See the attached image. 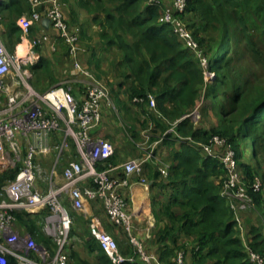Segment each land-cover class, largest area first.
I'll return each mask as SVG.
<instances>
[{
  "label": "trees",
  "instance_id": "trees-1",
  "mask_svg": "<svg viewBox=\"0 0 264 264\" xmlns=\"http://www.w3.org/2000/svg\"><path fill=\"white\" fill-rule=\"evenodd\" d=\"M79 2L94 15V22H98L104 52L114 55L115 68L125 79L133 78L129 97L141 111L137 120H143L149 114L154 126L163 133L168 126L158 113L170 119L180 117L192 106L197 88L203 82V70L199 67L197 56L179 41L169 24L158 23L159 8L148 4V0ZM31 12L30 1H0V23L6 28L5 44L12 53H15V46L22 42L23 30L17 21L23 13L30 16ZM185 17L186 21L190 20L192 26H188L193 29L194 37L209 58L210 70L217 75V89L211 86L208 96L212 99L211 104L217 105L218 100L213 94L219 91L218 103L225 127L210 131L193 129L187 118L175 127L179 136L175 132H168L163 137V143L171 148L169 176L162 177L157 168L152 175L154 181L151 191L156 186L163 189L169 185L174 193L167 202L161 200L159 195L152 196L156 218L154 235L159 244V248L153 250L161 260L168 261L167 256H174L179 249L185 248L188 253L186 246L178 248L182 235L194 236L196 243L191 246L190 253L195 264H253L244 251L243 240L229 203L221 196L219 186L214 181L223 165L217 158L203 156L195 143L183 139L191 136L195 141L207 142L213 134H222L234 144L239 166L247 180L253 181L258 174L252 164L242 160L244 154L237 141L252 138L254 155L264 152V88H258L254 83L260 75H264V0H188ZM34 26L29 29L30 37L36 35ZM40 48L37 46V51L40 52ZM248 56H253L257 66L253 68L252 76L238 77L230 67L233 58ZM27 67L37 78L35 85L39 84V80H47L51 88L58 82L52 60L44 55ZM149 94L155 96L158 112H152ZM136 97L143 101H134ZM154 154L158 157L156 151ZM115 155L109 159L112 164L116 162ZM151 162L146 163L148 177ZM13 176V171L1 173L0 187L7 178ZM255 199L256 206H262L264 191L256 193ZM15 215L17 222L28 229L37 243L53 246L52 240L41 232L37 224L35 218L40 217L39 214L35 218H28L32 215L16 211ZM72 216L71 237H77L81 227L84 231L89 228L75 212ZM161 220H166L165 228L160 227ZM106 228H110L112 234L117 232V227L113 225L108 224ZM253 233L249 245L264 254V233L260 228H253ZM168 240L171 250L165 254ZM165 241V245L160 246V242ZM83 244L95 264H113L91 231L86 233ZM130 247V254H133L134 249ZM8 262L17 264L13 257H9ZM139 263L137 260L123 264ZM68 264L92 263L82 258L71 246ZM168 264H172V261Z\"/></svg>",
  "mask_w": 264,
  "mask_h": 264
},
{
  "label": "built area",
  "instance_id": "built-area-1",
  "mask_svg": "<svg viewBox=\"0 0 264 264\" xmlns=\"http://www.w3.org/2000/svg\"><path fill=\"white\" fill-rule=\"evenodd\" d=\"M48 1L47 8L41 11L38 7L44 0H32L31 15L22 16L17 21L23 30L22 41H27L25 55L33 54L27 58L31 63H35L37 56L33 48L41 47L48 36H35L31 40L29 29L45 18L50 20L72 55L75 58L77 55L80 34L71 29L60 8V0ZM147 3L159 8L158 23L171 26L179 41L200 60L206 76H210L213 72L209 68V58L186 21L188 0H148ZM22 61L26 63L16 51L8 50L0 36V174L7 170L14 173L0 187V264H9V257L15 258L17 264H68L73 216L65 204L66 195L71 207L77 211L87 208L91 201H100L110 224L126 234L134 249L131 255L121 251L116 237L107 231L98 216L88 217L91 234L113 264L137 260L144 264H168L145 245V241L154 235L156 223L152 207L153 181L146 173V163L155 161L164 178L169 176L170 164L161 162L154 150L128 158L118 166L109 162L116 153L114 145L105 138L91 135L102 119L103 102H110L109 90L94 79L92 72L80 60H74L72 79H65L43 92L29 84L27 78L31 72L28 64L23 68ZM75 81L84 85L79 97L69 85ZM148 97L150 107H153L155 96L149 94ZM134 101L143 100L136 97ZM196 112L183 118L192 116L199 119L200 113ZM184 139L195 143L201 154L221 162L226 173L222 184L226 192L221 196L236 212L235 220L240 222L239 213L256 207L255 194L261 191L259 178L255 176L253 181L247 180L239 166L234 145L227 137L213 134L209 143V140L200 142L192 137ZM66 157L65 164L63 159ZM47 158H52L49 169L43 163ZM63 164V181L57 182L59 168ZM40 178L47 181V187L38 185ZM133 181L146 193L140 205L149 213L147 225L143 228L144 238L137 234L136 208L131 194L127 193ZM16 211L32 216L39 214L42 230L52 240L53 246L37 243L32 235L24 232L25 227L18 228ZM240 229L244 251L250 262L264 264V254L252 249L241 225ZM186 252L185 248L177 250L172 264H185Z\"/></svg>",
  "mask_w": 264,
  "mask_h": 264
},
{
  "label": "crops",
  "instance_id": "crops-1",
  "mask_svg": "<svg viewBox=\"0 0 264 264\" xmlns=\"http://www.w3.org/2000/svg\"><path fill=\"white\" fill-rule=\"evenodd\" d=\"M0 1L5 2L9 0H0ZM27 1H30V3L32 4V0H27ZM48 4H49V1L44 0V2L38 7V9H40L41 11L45 10ZM60 4H61L60 8L66 17V20L70 23L71 29L75 32H78L81 37L79 43L76 45V50H77L76 58L81 61L82 65L86 69L92 72V74L94 75V79L96 81H98L100 84L105 86L107 89L109 88L111 89V90L109 89L110 90L109 94H111L114 97L113 102L115 101L114 99H116V102L122 107L126 106L125 105L126 102L127 104L128 102L129 104H131L132 102L130 100L129 93H130V90L133 84V78L130 77V78L125 79L120 74L119 70L115 68L113 64V62L115 61V57L111 54L104 52V45L102 44L101 38L99 36V30H100L99 24L98 22H94L93 20L94 15L90 13L84 6H82L79 0H60ZM26 14L27 13H23L22 16H26ZM34 29H35L36 36H42V35L48 36V39L41 46V50H42V55L50 58L51 60H53V63L56 64V66L54 67L56 69L54 73L55 77L57 79H60V77H62L66 73H68V78L71 77L70 76L71 70L73 68V63L76 58L72 55L70 48H68L67 45H66L67 47L64 46V43L60 40V38L57 35V31L51 26V24L46 26L44 25L43 22H41L40 24L35 23ZM0 36L3 38H6L7 36L6 28L4 27L2 23H0ZM22 43L23 41L19 43L18 46ZM16 48L17 49L15 51L19 53L18 47ZM41 50L40 52H37V56H35L34 62H36L37 59H39ZM102 56H104V58ZM116 62H118L117 59H116ZM68 78H65V79H68ZM65 79L61 81H64ZM61 81L59 80L57 83ZM73 85H74L73 88L76 86L75 89L73 90L74 94L78 97L81 96L84 90L83 83L80 81H75ZM131 106H133V108L135 109H138L136 110V113L134 114V116L137 117L138 115H140L141 111L139 107L135 104L134 105L131 104ZM113 107L115 106L110 105L109 101L103 102L102 119L100 123L96 126V128L92 130L91 135L93 137H102L112 142V144L114 145L116 149V155H115L116 162L114 163V165L118 166L122 164L125 160H127L129 156H127L128 153H125V151L123 150L122 143L114 144V140L117 139L116 134H115V130L117 128V122L112 117L115 116L117 121L118 119H120L121 122L119 123L121 125L122 118L120 114H122V112L120 113V111H118L117 108L115 109ZM126 112H127L128 118L131 119V116L129 115L127 110ZM143 118L144 116L141 115V119ZM137 130L141 131L144 129H142L137 123ZM157 133L159 134L160 131H158ZM162 140L163 138H161L160 142H158L156 145L153 144L154 147L152 150L159 152L158 159H160L161 162L170 163V155H169L170 147L167 146L165 143H163ZM133 149L135 148L132 147V150L130 151H133ZM126 151H129V149ZM51 161H52V158L48 160V163H50ZM63 167H64V164L60 166L59 168V177L57 179V182L63 181V178H62ZM156 170H157V167L155 168V170H153V172L149 173V177L152 181H154V179L152 178V175L156 173ZM160 179L161 177H159V181ZM134 182L135 181H133L132 188L130 187L127 189V193L131 194L132 204L136 208L135 225L137 229V234L139 235L140 238H144L143 228L147 225L146 220H147V216L149 213L146 210H144V208L140 207V205H142L141 204L142 200H145L146 193H145L144 188L141 185L134 183ZM86 183H89V181H87ZM170 188L171 187L169 185H167L163 189H160L158 186H156L154 187L152 191V194H153L152 196L157 197V195H159V198L161 200L167 202L171 200L172 194L174 193L173 190ZM65 194H69V193L66 192ZM64 198H65L64 199L65 204L67 208L69 209V211L71 212V206H70V202H69L67 195ZM99 203L102 205L100 201H96V200L89 202L88 208H87V215H88L87 217L99 216L98 214L100 215L103 214L102 220H104L105 225L106 226L108 224L111 225L108 217L107 218L105 217L107 215H105L103 205L101 207L103 212L100 211L101 213H99L98 210H96L97 207L101 206ZM72 213L73 212H71V214ZM116 230L120 231V234H118V237H119L118 244L119 242L121 243V245L119 244V246L122 252L126 255H131L130 250L132 248L130 246L132 245H130V242L126 234L120 229L116 228ZM89 231L90 229H86L84 231L82 227L80 228L79 230L80 233L79 235H77V238L79 240L78 245L80 246H77V251L82 256V258L89 260L92 264H95V261L86 252L84 248V244H83V240L86 238V233ZM116 234L117 233H115V235ZM124 235L126 239H124L125 238ZM191 238L193 239V237L182 235L179 239L182 241L183 243L182 245L188 248V253L186 254V264H187V258L190 259L189 264H192L193 262L191 257L189 258L190 250H191L190 248L192 245H194L193 244L194 242L191 241ZM166 241L160 242V246L165 245ZM167 243L169 245L167 244L168 248H166L165 254H169L171 250L170 241L168 240ZM145 245L148 249H158L159 248V244L156 241L155 235H153L152 238L146 240ZM167 257H168V261L164 260V262L171 263L174 256L169 255ZM139 261H140L139 264H144L141 260Z\"/></svg>",
  "mask_w": 264,
  "mask_h": 264
},
{
  "label": "rangeland",
  "instance_id": "rangeland-1",
  "mask_svg": "<svg viewBox=\"0 0 264 264\" xmlns=\"http://www.w3.org/2000/svg\"><path fill=\"white\" fill-rule=\"evenodd\" d=\"M187 23L190 27L192 26L189 19H188ZM192 31H193V29H192ZM237 34L239 35V28L237 30ZM35 36H33V37L29 36V38L31 40H33ZM1 38L5 42V38H3V37H1ZM22 44H25V48H26L25 51L28 50L27 41L23 42ZM22 44H20L19 46L17 44L15 46V50L17 49L16 47H18V48L22 47L21 46ZM214 46L217 47L216 44H214ZM7 48H8V46H7ZM8 50H9V48H8ZM33 50L36 53L39 52V51H37L36 47L33 48ZM30 55H33V54L25 55V53H24L22 56L19 55L20 58L26 60V63H23V61L21 63L23 68H25L24 67L25 65L31 63L29 60H27V58ZM40 55H42V50H41ZM37 61H38V59H37ZM199 65H200L199 67H201V69L203 70L202 71L203 82H202V84H199V86L197 88L198 91H197V94L195 96V99H194L192 106L188 107L187 111L185 113H183L180 117L175 118V119H170L165 114L163 116L162 114L158 113V115L161 118H163V120L166 122V126H168L167 130L164 131L163 133H159V134L157 133L158 128L154 126L153 121H152L149 114L146 115L143 120L138 121L137 118L139 115L137 117L134 116V114L136 113V110H138V109H135V108H133V106H131V104L134 105L133 103L129 104V102H128V104H127V102H126L125 103L126 106L122 107L116 102V99H114L115 101L113 102L114 97L110 94V105H114L115 107H113V108H115V109L117 108V110L120 111V113L122 112V114H120V116L122 118V124L121 125L119 123V122H121L120 119H118V121H117L115 116L112 117L117 122V128L115 130V134H116L117 139L114 140V144L122 143L123 150L125 151V153H128L127 156H129V158L137 157V156H140L146 152H150L153 149L154 145H156L158 142H160L161 138H163L165 136L167 131H170L171 129L175 130V127L177 126V124L180 123L181 121H183L184 119H187V118H189V123L191 124L193 129L210 131L212 129H216V128L217 129H223L225 127L224 118L220 115L221 108H220V104L218 103L219 99H220V97H218L219 91H217L215 94H213V96L216 97V100H218L217 105L213 106V103L211 104L212 99H211V97L208 96V91H209L211 86L214 87L215 89H217V85H218V83L216 81L217 75L214 71H212L213 73L207 77L206 74L204 73V68H203L200 60H199ZM55 66H56V64L53 63V60H52V68L54 70V73L56 71V69L54 68ZM256 66H257V64H256L253 56H248V57H243V58L242 57L241 58L234 57L230 67L233 70L234 74L237 75L238 77H245V76L250 77V76H252L251 72H252L253 68ZM65 78H68V73H66L62 77H60V79H58V81L59 80L61 81ZM27 79H28L29 84L38 91L43 92L50 87L48 85L47 80H45V81L39 80V84L35 85L34 81H36L37 78H35L32 74H30V76ZM257 80L258 81H254V83L258 86V88H264V75L263 76L260 75V77ZM73 83L74 82H70L69 85H71L73 87L75 85V84L73 85ZM75 87H74V89H75ZM110 90H109V93H110ZM210 96H212V95H210ZM126 110L128 111L129 115L131 116V119L128 118ZM151 110H152V112H158L157 102H155V105L152 107ZM196 111H198L200 113L199 119H194L192 116H188L186 118H183L185 115L192 114ZM196 114H197V112H196ZM177 120H180V121L176 125H174V123ZM137 123L144 130H141V131L137 130ZM188 137H191V136H188ZM182 139H183V137H182ZM183 140H185V139H183ZM199 141L203 142L201 140H199ZM209 142H210V140L207 143H209ZM237 144H239V146L242 148L241 151L244 154V157L242 160L244 162L252 164L256 168L258 174L255 176H257L259 178V180L261 181L260 182L261 191H264V152L258 156L254 155L252 138L238 139ZM131 146L133 148H135V149H133V151H130V150H132ZM128 149H129V151H126ZM169 149H170L169 150V153H170L171 148H169ZM156 153L158 154L159 152L156 151ZM202 155L205 156L204 154H202ZM49 159L50 158H47L43 162L44 167L47 169H49L50 165H51L50 164L51 162L48 163ZM63 162L66 164L67 157L63 159ZM165 163H168V162H165ZM151 165H152V167L148 168L149 173L153 172V170H155V168L157 167V164L155 161H152ZM224 171H225V168L221 167L220 175L218 177L214 178L215 183L219 186L220 194H224L226 192L223 189V185H222L223 181H224L223 179L226 177V173ZM38 185L40 187H46V186H48V183H47V181H44L43 178H40L38 180ZM101 207H102V205L96 208V210H98L99 213L103 212ZM87 208L77 211L71 207V212H75L76 216H78V218H80V221L85 223V226L87 228H89V224H88V220H87V218H88L87 217L88 216L87 215ZM231 210H232V208H231ZM232 213H233V216L235 219L237 214L233 210H232ZM98 215H99L98 217L102 220L103 214L102 215L98 214ZM238 216H239L240 222L236 221V223H237L236 227L238 228L240 233H241L240 225L244 228V236H245L246 241L248 243L250 241V238L254 236L253 228H260L262 230V232L264 233V203L262 206H256L255 208L253 207V208L248 209L246 212H241V213H239ZM35 217H37V216H35ZM35 217L29 216L28 218H35ZM105 217L107 218V216H105ZM35 219H36V221L38 220L37 224L39 225L41 232H43V234L46 235L45 232L41 229V225H40L41 218L37 217ZM102 222L104 223V220H102ZM17 225L19 226L18 228H20V229H23L25 227L22 223L19 224L17 222ZM104 225H105V223H104ZM159 225H160V227L165 228L167 226L166 220H161L159 222ZM105 228H106V225H105ZM106 229H107V231H109L111 233L110 228H106ZM24 232L25 233L28 232V234H30L26 227L24 229ZM116 233H117L116 235H115V233H113V235L116 237L117 241H119L118 234H120V231L117 230ZM124 237H125V235H124ZM191 237H193V239L191 238V241L196 243L195 237L194 236H191ZM124 239H126V237ZM78 243H79L78 238L76 236H73L72 237V244H71L73 250H77V246H80V245H78ZM182 244L183 243L180 240L178 248L181 247ZM190 257H191V253H190L189 258ZM185 262H186V260H185ZM189 262H190V259L187 258V264H189ZM192 264H195L194 261L192 262Z\"/></svg>",
  "mask_w": 264,
  "mask_h": 264
},
{
  "label": "bare ground",
  "instance_id": "bare-ground-1",
  "mask_svg": "<svg viewBox=\"0 0 264 264\" xmlns=\"http://www.w3.org/2000/svg\"><path fill=\"white\" fill-rule=\"evenodd\" d=\"M22 47H19L18 50H19V55L22 56L24 53H25V44H22L21 45ZM21 51V52H20Z\"/></svg>",
  "mask_w": 264,
  "mask_h": 264
},
{
  "label": "water",
  "instance_id": "water-1",
  "mask_svg": "<svg viewBox=\"0 0 264 264\" xmlns=\"http://www.w3.org/2000/svg\"><path fill=\"white\" fill-rule=\"evenodd\" d=\"M44 25L48 26L50 25V20L48 18H45L43 21Z\"/></svg>",
  "mask_w": 264,
  "mask_h": 264
}]
</instances>
